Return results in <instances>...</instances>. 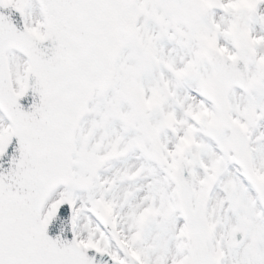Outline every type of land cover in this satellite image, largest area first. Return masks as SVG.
<instances>
[{"label": "snow or ice", "instance_id": "snow-or-ice-1", "mask_svg": "<svg viewBox=\"0 0 264 264\" xmlns=\"http://www.w3.org/2000/svg\"><path fill=\"white\" fill-rule=\"evenodd\" d=\"M0 264H264V0H0Z\"/></svg>", "mask_w": 264, "mask_h": 264}]
</instances>
